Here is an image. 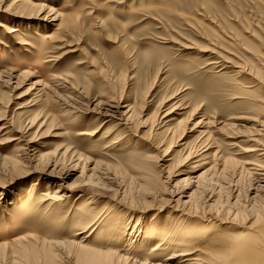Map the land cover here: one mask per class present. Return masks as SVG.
Wrapping results in <instances>:
<instances>
[{
  "label": "rangeland",
  "instance_id": "374dc122",
  "mask_svg": "<svg viewBox=\"0 0 264 264\" xmlns=\"http://www.w3.org/2000/svg\"><path fill=\"white\" fill-rule=\"evenodd\" d=\"M13 1L0 0V264H19L22 236L70 238L86 200L85 223L108 211L136 242L99 227L85 243L138 262H155L135 251L155 242L138 243L137 218L172 231L197 205L239 212L237 232L263 226L233 62L264 54V0ZM56 190L62 205L39 202ZM63 249L61 264H85Z\"/></svg>",
  "mask_w": 264,
  "mask_h": 264
},
{
  "label": "bare ground",
  "instance_id": "6f19581e",
  "mask_svg": "<svg viewBox=\"0 0 264 264\" xmlns=\"http://www.w3.org/2000/svg\"><path fill=\"white\" fill-rule=\"evenodd\" d=\"M17 1L20 0L13 2ZM20 5L27 8L37 6V14L42 9L41 4L28 1H21ZM51 11L53 9H50V14H54L51 20H56L59 15ZM251 61L238 58V61L233 62L237 73L245 75V78L248 79L245 82L247 84L241 86L242 92L237 93L234 97L245 98L246 102H249L247 108L255 112L252 124L253 134L251 132L252 135L250 134L251 136L248 138L252 144L247 147L246 152L251 153L249 163L254 165L253 171L264 181V134L259 133L260 130L264 131V54H257L255 57L257 63ZM241 79H244V76H241ZM260 116H263V119H260ZM258 125L260 127L257 128ZM207 136H210V133ZM59 194V190H56L53 195L43 194L39 202L42 201V204L48 208L60 205L64 199ZM90 201L86 200L83 203L80 210L82 214L79 213L78 219L72 226L73 231L70 238L67 240L38 242L36 238L29 239L28 236H22L15 240L16 245L13 244L10 253L19 255L16 259L19 264L22 263V258L29 262V258L25 254L27 250H31L32 264H61L58 255L61 248L74 252L77 260L85 264H264V224L263 226L257 224L263 219L260 215V218L258 217L253 221L254 223L247 226V229L240 232L236 231L238 224L235 222L240 215H238L239 212L230 214V211L227 210L226 213H220L217 208L214 210L212 208L204 209L197 205L191 206L176 219V226L172 231L165 230L163 227V225L170 224L172 218L159 221L157 218L151 217L147 222L144 220L139 222L137 218L134 226L140 230L138 243L149 245L151 242H155V244L152 248L135 246V251L146 254L145 252L149 249L148 253L153 254L155 259L154 263H150L147 261L138 262L108 247L101 249L97 248L95 244L85 243V238L99 227L105 229L107 240L128 241V244H132L131 247L136 242L126 235L124 219L117 218L108 211L104 215H99L100 218L96 219L97 216H94L92 221L85 223L86 218L94 214L90 210L92 208ZM242 219L244 218L242 217ZM223 223L228 224L223 225ZM87 230L88 232L84 233ZM82 233L84 235L78 238V235ZM164 252L167 254L163 257L161 254Z\"/></svg>",
  "mask_w": 264,
  "mask_h": 264
}]
</instances>
